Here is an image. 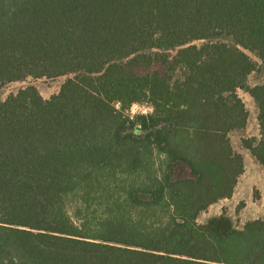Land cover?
Listing matches in <instances>:
<instances>
[{"label": "trees", "instance_id": "trees-1", "mask_svg": "<svg viewBox=\"0 0 264 264\" xmlns=\"http://www.w3.org/2000/svg\"><path fill=\"white\" fill-rule=\"evenodd\" d=\"M264 0H0V264H264L226 213L245 91L264 166ZM145 106L146 114H131Z\"/></svg>", "mask_w": 264, "mask_h": 264}, {"label": "rangeland", "instance_id": "rangeland-1", "mask_svg": "<svg viewBox=\"0 0 264 264\" xmlns=\"http://www.w3.org/2000/svg\"><path fill=\"white\" fill-rule=\"evenodd\" d=\"M249 55L259 64L258 70L249 78V85L254 87L264 83V64L255 55L250 53ZM66 80L65 77L58 79H27L24 82L13 83L0 88V96L3 100H6L11 94H16L21 89L34 86L45 100H49L59 93ZM239 95L249 112V121L245 130L231 135V142L234 150L244 158L245 173L240 178L233 197L210 207L208 211L200 215L199 223L205 224L210 219L226 213L232 218L235 227L240 230L249 221L264 220V166H261L243 145L244 140L259 138L257 105L249 93L240 91ZM149 111L150 109L145 106L135 105L131 110V114H146Z\"/></svg>", "mask_w": 264, "mask_h": 264}]
</instances>
